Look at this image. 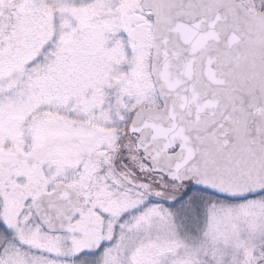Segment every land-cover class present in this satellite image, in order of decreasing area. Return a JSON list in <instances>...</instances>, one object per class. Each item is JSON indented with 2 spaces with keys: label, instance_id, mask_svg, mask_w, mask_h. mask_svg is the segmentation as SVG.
Here are the masks:
<instances>
[{
  "label": "snow or ice",
  "instance_id": "6c2138e0",
  "mask_svg": "<svg viewBox=\"0 0 264 264\" xmlns=\"http://www.w3.org/2000/svg\"><path fill=\"white\" fill-rule=\"evenodd\" d=\"M0 264H264V0H0Z\"/></svg>",
  "mask_w": 264,
  "mask_h": 264
}]
</instances>
